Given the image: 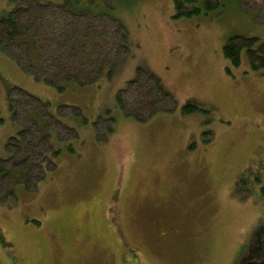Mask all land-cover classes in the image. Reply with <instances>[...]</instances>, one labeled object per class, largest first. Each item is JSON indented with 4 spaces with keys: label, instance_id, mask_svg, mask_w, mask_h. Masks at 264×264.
Returning <instances> with one entry per match:
<instances>
[{
    "label": "rangeland",
    "instance_id": "obj_1",
    "mask_svg": "<svg viewBox=\"0 0 264 264\" xmlns=\"http://www.w3.org/2000/svg\"><path fill=\"white\" fill-rule=\"evenodd\" d=\"M111 2L128 55L110 75L105 67L94 83L59 91L0 50V158L16 153L7 144L22 132L9 103L15 88L46 103L77 133L60 144L55 166L29 188L17 183L12 194V183L0 179V264L259 260L264 50L253 67L244 50L234 65L223 49L232 37L254 38L253 49L262 45L264 10L252 17L227 0L208 13L178 17L174 0ZM15 7L13 0H0V17ZM137 68L159 78L174 96L173 112L144 122L122 113L116 94ZM187 103L208 113H182Z\"/></svg>",
    "mask_w": 264,
    "mask_h": 264
},
{
    "label": "trees",
    "instance_id": "obj_2",
    "mask_svg": "<svg viewBox=\"0 0 264 264\" xmlns=\"http://www.w3.org/2000/svg\"><path fill=\"white\" fill-rule=\"evenodd\" d=\"M13 1L16 7L0 17V50L24 73L59 91L68 84L96 82L105 67L110 75L128 55L126 32L113 12L111 0H67L62 4ZM226 1L174 0L175 15L189 17L208 13L223 6L224 2L226 5ZM235 1L252 17L264 10L261 9L264 0ZM253 41L254 38H230L223 49L225 57L238 65L244 50L256 67L261 60L257 53L264 50V43L253 49L250 44ZM15 89L9 96V103L22 132L7 144L16 153L7 152L8 157L0 158V179L2 184L12 183V194L17 183L29 188L43 178L46 170L55 166L53 158L60 152V144L77 137L73 128L50 114L46 103L25 90ZM116 100L124 115L140 122L176 108L174 96L163 89L159 78L142 68H137L135 78L117 92ZM62 107L67 108V112L80 114L77 107ZM181 111L208 113L190 103L183 105ZM67 148L71 151L72 145L68 144ZM248 264H264V250L259 260Z\"/></svg>",
    "mask_w": 264,
    "mask_h": 264
},
{
    "label": "flooded vegetation",
    "instance_id": "obj_3",
    "mask_svg": "<svg viewBox=\"0 0 264 264\" xmlns=\"http://www.w3.org/2000/svg\"><path fill=\"white\" fill-rule=\"evenodd\" d=\"M259 56H260V52L257 53V57H259ZM240 62H241V61H240Z\"/></svg>",
    "mask_w": 264,
    "mask_h": 264
}]
</instances>
